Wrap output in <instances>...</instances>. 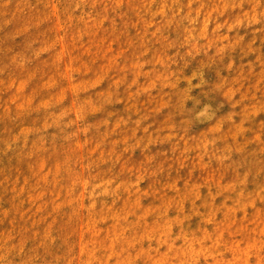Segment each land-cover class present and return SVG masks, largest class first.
Segmentation results:
<instances>
[{
	"label": "rangeland",
	"instance_id": "1",
	"mask_svg": "<svg viewBox=\"0 0 264 264\" xmlns=\"http://www.w3.org/2000/svg\"><path fill=\"white\" fill-rule=\"evenodd\" d=\"M0 264H264V0H0Z\"/></svg>",
	"mask_w": 264,
	"mask_h": 264
}]
</instances>
